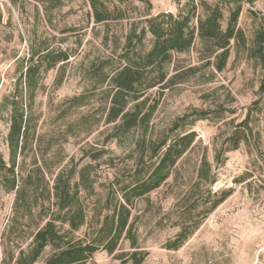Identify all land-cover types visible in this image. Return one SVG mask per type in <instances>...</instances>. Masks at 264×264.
<instances>
[{
    "label": "rangeland",
    "instance_id": "obj_1",
    "mask_svg": "<svg viewBox=\"0 0 264 264\" xmlns=\"http://www.w3.org/2000/svg\"><path fill=\"white\" fill-rule=\"evenodd\" d=\"M187 1L177 6L173 0H149L147 9L144 3L121 0L113 5L116 20L95 24L85 0H65L60 8L47 13L43 0H0V155L6 164L9 103L31 49L59 48L70 55L66 63L42 72L32 100L26 97L22 106L28 117L26 150L24 158L17 156L14 170L17 183L28 177L24 183L28 192L38 185L36 167L44 173L40 187L49 190L59 172L73 171L70 182L74 184L79 181V171L86 169L93 191L87 193L79 186L78 194L86 208V224L67 236L84 242L95 232L106 211L102 206L108 184L134 169L150 140L164 135L184 115L213 111L210 120L184 126V131L196 133L195 146L160 188L135 202L131 219L138 248L122 240L113 255L98 251L85 264H131L125 260L127 255L124 260L115 255L134 251L147 253L141 264H264V94H258L264 62L254 53L257 34H264V0L242 5L237 28L246 43L242 47L231 42L221 72L211 60H204L203 46L196 40L188 52L173 54L165 65V86L147 93L144 109L155 108L146 129L133 130L124 140H105L110 127L100 118V107L106 98L107 80L102 84L97 73L103 71L105 78L110 77L123 64L121 55L131 24H136L138 31L147 15L177 14ZM197 11L202 14L199 6ZM222 13L224 24L227 8ZM19 87L23 89V84ZM75 96L81 97L80 104L66 110L67 101ZM257 100L260 112L253 109L248 124L253 136L216 164L214 150ZM217 110L223 111L218 120L213 116ZM203 155L216 181L210 187L211 195L223 190H231V195L205 217L199 216L198 229L179 249L167 250L166 243L180 230L177 224L193 221V183ZM6 186L0 180V264H14L19 251L27 250L34 232L47 218L39 214L38 207H32L30 214H23L22 209L15 214V194L5 192ZM63 229L67 231V225ZM50 254L51 248H45L34 264H45Z\"/></svg>",
    "mask_w": 264,
    "mask_h": 264
},
{
    "label": "trees",
    "instance_id": "obj_2",
    "mask_svg": "<svg viewBox=\"0 0 264 264\" xmlns=\"http://www.w3.org/2000/svg\"><path fill=\"white\" fill-rule=\"evenodd\" d=\"M64 1L43 0V8L47 13L60 8ZM85 1L95 24H105L118 18L112 17L116 11L113 5L116 2L120 3L121 0ZM135 1L144 3L147 9L151 7L149 0ZM173 1L178 6L182 0ZM252 2L253 0H216L214 5H208L204 1L188 0L183 10L178 8L177 14L161 12L147 15L140 23L142 25L138 31L136 24H131L125 50L121 55L123 64L116 68L110 77L105 78L103 71L97 73L102 84L107 80L103 93L106 98L100 107V118H103L104 125L110 127L105 140H124L131 131L146 129L155 108L152 106L144 109L147 93L165 86L167 80L165 65L170 62L173 54L188 52L196 40L203 46L201 55L204 60L208 63L211 60L215 70L221 72L226 66L231 42L237 46H245V36L242 30L237 28V21L242 5ZM198 6L202 9V14L198 13ZM224 8H227L228 16L223 24ZM256 42L254 53L259 56L261 62H264V34L258 33ZM69 58V53L59 48L31 49L25 67L17 78V87L9 103L11 114L6 138L9 163L6 164L0 155V180L5 186L8 185L5 192L15 194L13 204L15 214L21 209L23 214H30L32 207H38L39 214L47 218L42 227L34 232L27 250L19 251L14 264L36 263L47 247L51 248V254L45 260V264H85L98 251L113 255L122 240L128 241L133 249L138 248L133 231L134 221L131 219L135 202L160 188L171 177L178 162L195 146L196 133L184 131V126L210 120L208 116L213 112L193 111L175 121L164 135L150 140L147 147H143L138 155L134 169L126 177L115 178L108 184L102 206L107 212L101 215L98 228L86 241L75 240L67 236V233L78 231L86 224V208L79 200V186L87 193L93 191L92 185L87 183L86 169L79 171V181L74 184L70 182L73 171L59 172L49 190L44 185L40 187L39 183L44 181V173L40 167H36L34 171L38 185L28 192V188L24 186L28 177L23 178L21 184L19 181L17 183L14 171L18 165L17 156L24 158L26 150L28 117L22 109L26 97L32 100L42 72L66 63ZM21 83L23 89L19 87ZM258 94H264V80L258 88ZM80 101V96L72 97L67 101L66 110L78 106ZM257 107L258 100L247 110L243 121L234 125L231 133L214 150L216 164H221L226 153L238 149L241 143L247 141L248 136H253L248 124L252 110L260 112ZM217 112L213 115L216 120L223 116L222 110ZM178 130L181 133H176ZM174 133L176 134L172 135ZM93 158H97V155ZM215 182L211 165L203 155L195 170L193 183L192 209L195 212L193 221L191 218L183 224H177L180 230L173 240L166 243L167 250L179 249L198 229L201 221L199 216L205 217L231 195V190L211 195L210 187ZM202 185L209 187L202 189ZM64 225H67V231L63 229ZM125 255L128 256L126 262L141 264L147 253L134 251L130 254L115 255V258L124 260Z\"/></svg>",
    "mask_w": 264,
    "mask_h": 264
}]
</instances>
